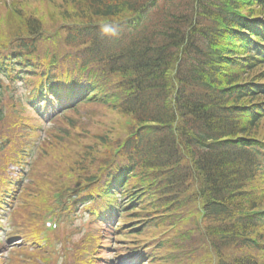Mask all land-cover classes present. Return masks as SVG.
<instances>
[{
	"label": "trees",
	"instance_id": "trees-1",
	"mask_svg": "<svg viewBox=\"0 0 264 264\" xmlns=\"http://www.w3.org/2000/svg\"><path fill=\"white\" fill-rule=\"evenodd\" d=\"M0 193V264H264V0H0Z\"/></svg>",
	"mask_w": 264,
	"mask_h": 264
},
{
	"label": "rangeland",
	"instance_id": "rangeland-1",
	"mask_svg": "<svg viewBox=\"0 0 264 264\" xmlns=\"http://www.w3.org/2000/svg\"><path fill=\"white\" fill-rule=\"evenodd\" d=\"M47 126H50V124L48 123ZM17 204H18V203L16 202L15 204L10 205V208L16 206ZM77 224H84V220H83L82 218H80V219L78 220ZM112 234H114V232H113ZM5 235H6L5 232L0 233L1 239H2V237L4 238ZM111 238H112V237L109 236V239H111ZM114 242H115V239L112 240V244H111L110 248L107 249V250H112V248L115 246V245H114ZM107 260H108V261H107L108 264H128V261H127V260H125V261L123 260V261H122V260H117V259H115V257L113 256V253L107 255ZM138 264H140V262H138Z\"/></svg>",
	"mask_w": 264,
	"mask_h": 264
}]
</instances>
